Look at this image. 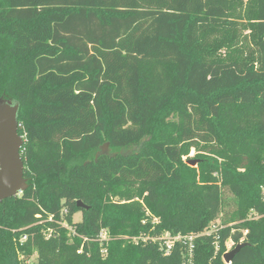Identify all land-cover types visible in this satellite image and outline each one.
I'll use <instances>...</instances> for the list:
<instances>
[{"label":"trees","instance_id":"obj_1","mask_svg":"<svg viewBox=\"0 0 264 264\" xmlns=\"http://www.w3.org/2000/svg\"><path fill=\"white\" fill-rule=\"evenodd\" d=\"M0 98L29 183L0 264H264V0H0ZM212 224L191 261L153 242Z\"/></svg>","mask_w":264,"mask_h":264},{"label":"water","instance_id":"obj_2","mask_svg":"<svg viewBox=\"0 0 264 264\" xmlns=\"http://www.w3.org/2000/svg\"><path fill=\"white\" fill-rule=\"evenodd\" d=\"M21 104L5 98H0V203L16 198L29 188L28 180L25 178V164L21 157V150L25 144L24 138L19 134V112ZM108 144L101 148L97 154H106ZM196 167L197 160L188 163ZM79 207L88 209L81 201ZM247 243L238 244L233 250L223 256L226 264L233 262L239 252L246 247Z\"/></svg>","mask_w":264,"mask_h":264},{"label":"built area","instance_id":"obj_3","mask_svg":"<svg viewBox=\"0 0 264 264\" xmlns=\"http://www.w3.org/2000/svg\"><path fill=\"white\" fill-rule=\"evenodd\" d=\"M22 137L25 140V136H22ZM261 190H262V197H263V201H264V187H262ZM65 226L68 227L67 225H65ZM68 229L72 235H75V232L73 231L72 228L68 227ZM221 229H222V227H220L218 224H212L210 226V228L201 235H189V236L176 235V236H173L170 233H165V234H162L161 236L153 238V242L158 244L159 249L166 256L170 255L172 253V250L175 247V245L177 243H179L183 246V248L186 251L185 256L187 255V259L189 261H191L193 259V256H194L195 244H196V240L198 239V237L199 236H210V235L214 234L216 239H217L218 238L217 233ZM100 239L108 240V232L106 230L101 231ZM25 240H26V237H24L21 240V242H23ZM138 241L148 242L149 238L145 237V236H141L139 238L134 239V242H138ZM26 264H33V263L31 262V259H29L26 262ZM37 264H39V263H37Z\"/></svg>","mask_w":264,"mask_h":264},{"label":"rangeland","instance_id":"obj_4","mask_svg":"<svg viewBox=\"0 0 264 264\" xmlns=\"http://www.w3.org/2000/svg\"><path fill=\"white\" fill-rule=\"evenodd\" d=\"M197 154V152L195 151V150H192V152H191V154L188 156V157H185L184 159L186 160V159H189V162L190 161H192V160H195V155ZM188 162V163H189ZM189 165V164H188ZM197 166H198V164H197ZM196 166V167H197ZM192 167V166H191ZM193 168H195V167H193ZM74 221L75 222H80L81 220H82V213L81 212H79V213H77V214H75L74 215ZM154 221H156L155 219H154ZM211 226V225H210ZM209 226V227H210ZM208 227V228H209ZM208 228L205 230V231H207L208 230ZM227 247H228V251H231V250H233L234 249V247H233V244H232V242L231 241H228L227 242ZM31 262L33 263V264H37L38 263V256L37 255H34L32 258H31Z\"/></svg>","mask_w":264,"mask_h":264}]
</instances>
